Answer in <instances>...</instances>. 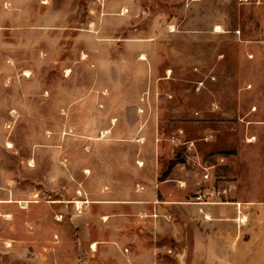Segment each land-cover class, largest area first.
I'll use <instances>...</instances> for the list:
<instances>
[{
  "label": "rangeland",
  "instance_id": "obj_1",
  "mask_svg": "<svg viewBox=\"0 0 264 264\" xmlns=\"http://www.w3.org/2000/svg\"><path fill=\"white\" fill-rule=\"evenodd\" d=\"M263 111L264 0H0V264L262 263L256 243L228 260L156 222L105 220L98 185L103 156L168 157L182 126L163 171L194 155L227 180L242 134L256 185ZM149 119L161 149L141 154L132 131Z\"/></svg>",
  "mask_w": 264,
  "mask_h": 264
},
{
  "label": "crops",
  "instance_id": "obj_2",
  "mask_svg": "<svg viewBox=\"0 0 264 264\" xmlns=\"http://www.w3.org/2000/svg\"><path fill=\"white\" fill-rule=\"evenodd\" d=\"M177 109L184 113L187 111L186 104H181ZM239 113L244 116L249 110ZM258 120H264V111ZM243 129L242 124L241 131ZM178 131L180 136H184L186 128L178 127ZM132 133L137 137L130 142L140 149L141 154L143 148L147 150L150 146L160 151L156 142L158 135L150 119L137 125ZM179 135L173 139V143L183 139ZM116 136L110 140L111 143H121V138ZM214 138L217 142L216 133ZM233 141L232 138L228 143L238 153L233 157L235 159L230 160L227 180L223 176L212 175L211 170L209 178L205 179L201 167L194 164L197 160L194 155H187L186 160L174 162L163 171L160 158L167 161L174 159L178 146L173 143L165 148L168 154L165 158L159 154L138 156L136 153L129 156L115 155L112 160L103 156L104 173L99 181L98 196L99 205L105 210L104 216L127 217L135 227H150L156 222L160 227L169 229L175 241L183 242L185 238L209 241L213 250L226 251L228 260L232 259L236 242L256 243L259 251L264 250V158L258 182L256 185L251 184L250 177L243 172V150L244 145H247L244 135L241 134L235 140V145ZM139 158L143 160V166H137ZM124 170L129 173L128 179L121 175ZM106 186L109 189L101 191ZM122 189L126 191L121 193ZM200 193L203 194L202 199L208 202L195 201L196 195ZM130 239L143 242L138 234L135 237L131 235ZM231 263L235 264L234 261ZM259 264H264V261Z\"/></svg>",
  "mask_w": 264,
  "mask_h": 264
},
{
  "label": "built area",
  "instance_id": "obj_3",
  "mask_svg": "<svg viewBox=\"0 0 264 264\" xmlns=\"http://www.w3.org/2000/svg\"><path fill=\"white\" fill-rule=\"evenodd\" d=\"M183 144L184 145H186V144L189 145L190 144L188 146L189 149L191 148V146H194V142L193 141H187V142H184ZM194 164H196L197 166L201 167V169L204 172L203 175H204V178L205 179H208L209 178V171L216 166L215 163L208 164L206 160H201V158L198 157V156H197V160H196V162H194ZM195 198H196L195 201L200 202V203H206V202H208L207 200H203L202 199L203 198V194L202 193L197 194Z\"/></svg>",
  "mask_w": 264,
  "mask_h": 264
},
{
  "label": "bare ground",
  "instance_id": "obj_4",
  "mask_svg": "<svg viewBox=\"0 0 264 264\" xmlns=\"http://www.w3.org/2000/svg\"><path fill=\"white\" fill-rule=\"evenodd\" d=\"M218 31H221L220 27H219V30H218ZM141 59L144 60V59H145V56H143ZM68 71H70V70H68ZM170 72H171V71H168V73H170ZM25 75L29 77V76H30V72H29V71H26ZM8 146L11 147L12 144L9 143ZM31 165H32V164H31ZM88 171H89V170H87V172H88ZM23 206L26 207V203H24ZM104 219H105V220H108V216H104ZM92 248H93V249H96V243L93 244Z\"/></svg>",
  "mask_w": 264,
  "mask_h": 264
}]
</instances>
